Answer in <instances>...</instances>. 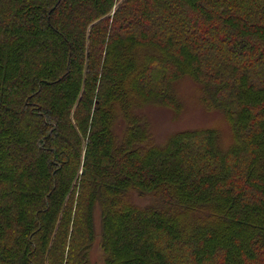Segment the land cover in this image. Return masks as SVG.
<instances>
[{
  "label": "trees",
  "instance_id": "trees-1",
  "mask_svg": "<svg viewBox=\"0 0 264 264\" xmlns=\"http://www.w3.org/2000/svg\"><path fill=\"white\" fill-rule=\"evenodd\" d=\"M184 78L226 147L153 142ZM97 209L104 264H264V0H0V264H90Z\"/></svg>",
  "mask_w": 264,
  "mask_h": 264
},
{
  "label": "rangeland",
  "instance_id": "rangeland-1",
  "mask_svg": "<svg viewBox=\"0 0 264 264\" xmlns=\"http://www.w3.org/2000/svg\"><path fill=\"white\" fill-rule=\"evenodd\" d=\"M175 92L182 104L180 113L171 109L150 105L142 112L147 117L152 140L161 144L173 132L196 128H213L219 132L220 144L226 147L230 142V132L223 114L217 110L207 109L201 103L200 87L189 78L179 80L175 84ZM132 202L138 205L148 203V198H141L136 193L130 194ZM94 240L89 250L90 264H104V255L100 248V214L94 213Z\"/></svg>",
  "mask_w": 264,
  "mask_h": 264
}]
</instances>
